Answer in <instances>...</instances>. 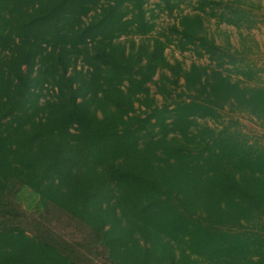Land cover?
<instances>
[{"label":"trees","instance_id":"obj_1","mask_svg":"<svg viewBox=\"0 0 264 264\" xmlns=\"http://www.w3.org/2000/svg\"><path fill=\"white\" fill-rule=\"evenodd\" d=\"M148 1L0 0V264H264V145L233 117L264 125V79H233L256 76L205 26L255 21L156 0L179 12L157 30ZM22 202L92 245L26 227Z\"/></svg>","mask_w":264,"mask_h":264},{"label":"rangeland","instance_id":"obj_2","mask_svg":"<svg viewBox=\"0 0 264 264\" xmlns=\"http://www.w3.org/2000/svg\"><path fill=\"white\" fill-rule=\"evenodd\" d=\"M155 1L149 0L144 7L147 11L146 15L151 17L155 23V29L159 30L160 28L168 27L174 22L179 12L176 9L170 15L163 6L157 7ZM195 3L196 0H186L180 4L179 9L182 12L191 11V7ZM236 4L248 9L249 16L255 21V26L250 29L245 27L237 28L230 24L218 22L215 18L208 17L205 18V26L207 32L214 37L217 44L226 45L227 41H229L232 49H237V56L242 59V63L249 66L256 76L254 79H247L242 75L232 74V78H239L244 83L252 84L255 81H259V79L260 81L264 79V0H236ZM165 55L171 62L177 59L186 67L191 62L207 63L205 58L198 59L190 51L180 52L173 45L165 49ZM151 87L154 89L153 86ZM233 117L237 120L242 132L253 140H259L264 145V125L261 126L245 114H235ZM209 124H211L210 121ZM20 208L24 210L22 221L26 227L34 228L37 224H41L43 225L42 230H47V235L60 236L71 245H82L85 241L86 245H90L92 242L87 236L86 230L77 225L63 212L50 211L46 213L33 202H22ZM98 249L92 250L91 255H87V257L93 261V264H105L101 260ZM83 264L89 263L83 261Z\"/></svg>","mask_w":264,"mask_h":264}]
</instances>
